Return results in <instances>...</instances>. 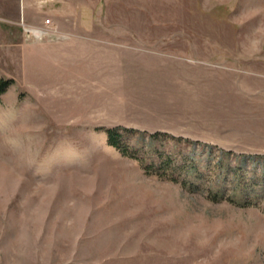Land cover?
<instances>
[{
    "label": "rangeland",
    "instance_id": "374dc122",
    "mask_svg": "<svg viewBox=\"0 0 264 264\" xmlns=\"http://www.w3.org/2000/svg\"><path fill=\"white\" fill-rule=\"evenodd\" d=\"M109 7L88 81L0 49V264H264V0Z\"/></svg>",
    "mask_w": 264,
    "mask_h": 264
},
{
    "label": "crops",
    "instance_id": "0c3cea01",
    "mask_svg": "<svg viewBox=\"0 0 264 264\" xmlns=\"http://www.w3.org/2000/svg\"><path fill=\"white\" fill-rule=\"evenodd\" d=\"M110 1L112 0H0V49L28 48L35 58L37 55L44 57L45 60L40 63L51 64L53 69H61L63 64L67 71L80 74L67 76L69 82L88 81L90 78L81 73L94 72L96 58L111 55L112 47L146 51L108 35L112 34L111 29L107 28L111 16ZM47 18L52 21L50 25L45 23ZM23 21L38 27L48 26L49 35L40 39H27ZM28 60L34 65L32 67H37V59ZM78 121L81 124L100 122L109 125L105 114L85 121L79 118Z\"/></svg>",
    "mask_w": 264,
    "mask_h": 264
},
{
    "label": "trees",
    "instance_id": "16d2710c",
    "mask_svg": "<svg viewBox=\"0 0 264 264\" xmlns=\"http://www.w3.org/2000/svg\"><path fill=\"white\" fill-rule=\"evenodd\" d=\"M13 82H14V79H6L3 77H0V96L9 89V87L11 86V84H13ZM103 130L108 135L109 145L116 147L124 155H127L132 158H137V155L135 152H131L128 147H126L125 145H122L120 141L122 133L120 132L119 128L109 127V128H104ZM159 134H162V133H155V135H159ZM153 167L154 165H147L145 168L147 173H152L153 171L156 172V169H153Z\"/></svg>",
    "mask_w": 264,
    "mask_h": 264
},
{
    "label": "built area",
    "instance_id": "2783aa9c",
    "mask_svg": "<svg viewBox=\"0 0 264 264\" xmlns=\"http://www.w3.org/2000/svg\"><path fill=\"white\" fill-rule=\"evenodd\" d=\"M23 23V29L25 31V33L29 36H33L35 39H40L43 38L45 36L49 35V30H48V26L47 27H38V26H34V25H30L25 23L24 21ZM46 25H50L52 23L50 18H47L45 20Z\"/></svg>",
    "mask_w": 264,
    "mask_h": 264
}]
</instances>
